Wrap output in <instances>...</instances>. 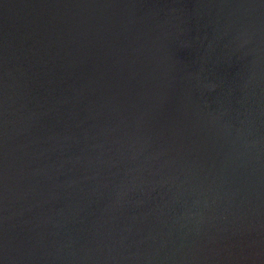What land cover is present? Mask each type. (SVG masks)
<instances>
[{
  "label": "water",
  "instance_id": "1",
  "mask_svg": "<svg viewBox=\"0 0 264 264\" xmlns=\"http://www.w3.org/2000/svg\"><path fill=\"white\" fill-rule=\"evenodd\" d=\"M0 264H264V0H0Z\"/></svg>",
  "mask_w": 264,
  "mask_h": 264
}]
</instances>
